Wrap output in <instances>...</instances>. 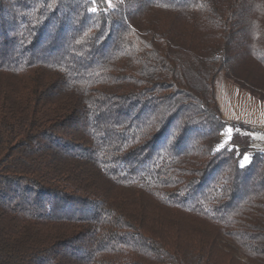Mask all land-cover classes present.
<instances>
[{"label": "trees", "instance_id": "1", "mask_svg": "<svg viewBox=\"0 0 264 264\" xmlns=\"http://www.w3.org/2000/svg\"><path fill=\"white\" fill-rule=\"evenodd\" d=\"M222 72L264 100V0H0V264H264Z\"/></svg>", "mask_w": 264, "mask_h": 264}, {"label": "crops", "instance_id": "2", "mask_svg": "<svg viewBox=\"0 0 264 264\" xmlns=\"http://www.w3.org/2000/svg\"><path fill=\"white\" fill-rule=\"evenodd\" d=\"M216 97L223 119L242 124L252 131L264 129V100L240 88L226 73L216 79Z\"/></svg>", "mask_w": 264, "mask_h": 264}, {"label": "rangeland", "instance_id": "3", "mask_svg": "<svg viewBox=\"0 0 264 264\" xmlns=\"http://www.w3.org/2000/svg\"><path fill=\"white\" fill-rule=\"evenodd\" d=\"M117 1L119 0H111L110 6L114 7ZM234 135H238L240 137H246L245 139L249 140L250 142L249 144L251 147L264 152V129L261 132H256L252 130L250 131L244 130V131L236 132L234 129H231V131L228 130L223 136L225 143H228V141L231 140Z\"/></svg>", "mask_w": 264, "mask_h": 264}, {"label": "snow or ice", "instance_id": "4", "mask_svg": "<svg viewBox=\"0 0 264 264\" xmlns=\"http://www.w3.org/2000/svg\"><path fill=\"white\" fill-rule=\"evenodd\" d=\"M102 2H107L109 5L111 4V0H102ZM93 3L95 4L96 3V0H93ZM91 11L92 12H96L97 11V8L96 7H93L91 9ZM229 131H231V129H229ZM243 159H244L245 162L248 161V157L247 156H245ZM244 166H245L244 164L241 165V167H244Z\"/></svg>", "mask_w": 264, "mask_h": 264}]
</instances>
